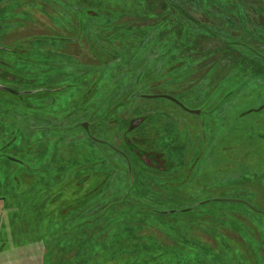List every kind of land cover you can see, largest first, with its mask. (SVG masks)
Here are the masks:
<instances>
[{
    "label": "rangeland",
    "instance_id": "374dc122",
    "mask_svg": "<svg viewBox=\"0 0 264 264\" xmlns=\"http://www.w3.org/2000/svg\"><path fill=\"white\" fill-rule=\"evenodd\" d=\"M166 2L167 19L182 23V49L155 21L156 1L0 0V48L11 50H0V87L29 90L23 80L34 78L41 87L23 100L42 106L0 92V146L9 143L0 180L15 146L39 144L45 159L55 151L65 162L59 181L47 165L0 186V264H264V0ZM48 34L70 40L30 39ZM26 41L29 49L17 48ZM47 46L54 52H37ZM160 94L200 113L142 96ZM84 121L127 161L110 142L90 141ZM35 123L65 129L19 131ZM214 198L262 213L199 204Z\"/></svg>",
    "mask_w": 264,
    "mask_h": 264
},
{
    "label": "flooded vegetation",
    "instance_id": "af4514ba",
    "mask_svg": "<svg viewBox=\"0 0 264 264\" xmlns=\"http://www.w3.org/2000/svg\"><path fill=\"white\" fill-rule=\"evenodd\" d=\"M63 2V4H65L66 6H69V7H71V5H73V4H71L70 2H68V1H62ZM73 7L75 8V9H77V10H79V8H78V6H74L73 5ZM72 8V7H71ZM73 9V8H72ZM35 20V19H34ZM70 20H71V22H72V24L74 25L73 26V29H79V27H80V25H81V20L82 19H80L77 15H71L70 16ZM36 21V20H35ZM69 28L71 29V26H69ZM79 32V31H78ZM31 38L30 39H32V38H37V39H39V40H44V41H47L48 43H53V42H55L56 41V43H57V45H59L60 44V42H63V41H65V40H70L69 38H67V37H64V36H58V35H55V34H48V35H34V36H30ZM74 37V36H73ZM75 38H76V36H75ZM0 45L1 46H7V45H5V44H3V42L2 43H0ZM31 47V44L28 42V41H26V42H24L23 43V47H17V48H19V49H21V50H23V51H26L27 49H29ZM63 47L64 46H60L58 49H57V53L55 54L56 56H62L63 54H64V49H63ZM0 50L1 51H5V52H11V50H8V49H6V50H4V49H1L0 48ZM54 48H51V47H48L47 46V48L46 49H37V52L38 53H40V52H49V51H51V52H54ZM66 52V51H65ZM69 54V53H68ZM39 56V55H38ZM37 56V57H38ZM13 58H15L14 59V61L15 60H18V58H16V56H14ZM19 61V60H18ZM6 62V61H5ZM45 64H47V58H43V59H40V64H39V66H43V65H45ZM18 69V68H17ZM30 71V70H29ZM28 77V76H27ZM33 81H34V78H26L25 80H23V82H25V84H26V86L28 87V88H23V89H29V90H16V89H22V88H19V87H15V90L17 91V92H19L18 94H14V93H11V92H9V91H7V90H4V87L2 86V87H0V92H5V94L3 95V97H7V98H9V99H11V100H13L15 103H23L26 107H32V108H37V107H42V106H36L35 104H32V103H30V102H25L23 99L26 97V95L27 94H33V89H35V88H40L41 86H38V85H36V84H34L33 83ZM20 82H21V80H20ZM17 83H19V82H17ZM44 85V84H43ZM44 87H46V88H53V90L56 88V87H59V86H55V87H50V86H46V85H44ZM41 91V90H40ZM26 92H27V94H26ZM37 92H39L38 90H35V92L34 93H37ZM50 92H53L52 90L50 91ZM127 98H129V97H127ZM42 103L43 104H49V105H52V101L51 102H48L47 100H42ZM176 104V103H175ZM177 106H179V107H181L180 105H178V104H176ZM35 121H39V118H37ZM86 121H84V122H79V126H81V127H83L86 131H85V134H86V132H87V137L90 139V141H92V142H97V143H99V142H101L102 144H104V145H107V146H109V144H108V142H110V141H108V140H103V139H100V138H98V136H92L91 134H90V131H88V123H87V127H85L83 124L85 123ZM83 123V124H82ZM38 125V126H37ZM64 128V127H62L61 125H55V126H52V127H47V126H45V125H43V124H34L33 126L32 125H26V127L24 126L22 129H24V130H26L25 132H23L21 129H19V131L22 133V135L23 136H25V134L24 133H30V131L32 132V130H35V129H47V130H53V129H57L58 130V133L61 131L60 129H58V128ZM68 128H70V127H68ZM11 129H15V128H12L11 126H9V129H8V132H9V134L10 133H13L12 131H11ZM65 129V128H64ZM15 130H17V129H15ZM3 131L1 130V128H0V134L2 133ZM18 135H20L19 133H18ZM18 135H13V136H18ZM61 135V133L60 134H58V136H60ZM13 136H11V140L13 139ZM47 136V135H46ZM98 140H101V141H98ZM111 144V148H112V150L113 151H115V153H117L121 158L123 157V159L125 160V162L127 161V156H128V153H126L125 151H122V150H120V149H118L117 147H116V144L115 143H113V142H110ZM9 143H5V144H3L2 146H0V149L1 148H4V147H6L7 145H8ZM33 145H36L37 146V148H35L34 149V153L35 152H37V151H41L42 152V155L40 156V157H37V158H35V157H33V155H34V153H31L32 152V146ZM51 146H54L56 149H57V145H55V144H52ZM16 148H17V150H13V153H12V155H10V154H4L3 155V157H6L9 161H12V162H16L15 164L14 163H8V162H6L5 160H4V164H2V168L5 170V173H6V170L8 169V174H7V176H8V181H1L0 180V186H2L1 187V192L3 191V189L4 188H8V187H10V185H8L9 184V178L10 177H12V179H13V182H12V184L11 185H13L14 183H16V181L18 180L17 179V176L19 175V174H23V173H26L27 175L26 176H28V177H32L33 179L36 177V176H38V175H40V173L45 169V167L48 165L51 169H55L56 171H57V174H59V178H58V180L57 181H59V179L61 178V176H62V171H63V169H64V167H65V162H64V160L59 156V154L57 155H55V151L53 152L54 154V156L55 157H53L52 159H45V158H47L48 157V152H47V149H48V147L46 148V149H41V146L39 145V144H33V143H30V144H26V148H27V153H22L21 152V148H20V145H19V147H17V146H15ZM29 150H31V152L29 151ZM28 152H30L31 154H28ZM137 152V151H136ZM14 155V156H13ZM24 155H26L27 156V159H31V160H39V159H42V163L41 162H39L36 166H33V165H30V161H28V162H24L21 158H19L18 156H20V157H22V156H24ZM55 158V159H54ZM45 159V160H44ZM44 160V161H43ZM49 161V162H48ZM20 164V165H22V167H20L19 166V168H20V172L19 173H13V170L15 169V167H17V165L16 164ZM70 163V162H69ZM11 164V165H10ZM74 163H70V165H73ZM36 168H38V169H36ZM56 181V182H57ZM4 197L0 194V200L1 199H3ZM153 210V209H152ZM260 213H262V212H260Z\"/></svg>",
    "mask_w": 264,
    "mask_h": 264
},
{
    "label": "trees",
    "instance_id": "16d2710c",
    "mask_svg": "<svg viewBox=\"0 0 264 264\" xmlns=\"http://www.w3.org/2000/svg\"><path fill=\"white\" fill-rule=\"evenodd\" d=\"M157 3H159V4H161L162 6H163V9H162V11H160L159 13H156L155 14V16L157 15V18H155V21H158V24L160 25V27H162L161 29H162V31H163V33H165V32H168V31H172V33L175 35V44L177 45V44H179L180 46H181V49L182 48H184V45L182 44V38H181V34H182V31L180 30V27H181V25H182V23L179 21V19L176 17V19L174 20V19H172L171 21H169L168 19H167V14L166 13H164L163 11H164V7H167L168 5H167V3H169V2H166L167 0H155ZM155 1L154 0H138V2H139V4H146V5H150L151 3H154V5H155ZM169 1V0H168ZM88 10L89 9H86V13L88 12ZM145 13H147V10L145 11ZM144 12H141V15L142 16H145L146 14H145ZM101 15V13H93L92 15ZM177 14H179V15H182V14H184L183 13V9L181 8V7H178V11H177ZM156 19H158V20H156ZM180 24V25H179ZM184 28L185 27H187V26H183ZM158 35H160V33H158L157 34V36ZM100 61V60H99ZM101 62V61H100ZM181 63V62H180ZM179 63V64H180ZM174 66V65H173ZM209 202H211V201H209ZM208 203V202H207ZM207 203H205V204H207ZM243 205V204H242ZM245 208H247V209H249L250 210V208L249 207H247L246 205H243ZM195 206H193L192 207V209L194 208ZM191 208L188 210V211H190V210H192ZM176 211V210H175ZM187 211V212H188ZM235 228V227H234ZM236 231H237V234L239 233V231H240V229H236Z\"/></svg>",
    "mask_w": 264,
    "mask_h": 264
},
{
    "label": "water",
    "instance_id": "95a60500",
    "mask_svg": "<svg viewBox=\"0 0 264 264\" xmlns=\"http://www.w3.org/2000/svg\"><path fill=\"white\" fill-rule=\"evenodd\" d=\"M4 90H7L11 93H14V94H18L19 92H17L16 90H13L11 88H8V87H4ZM143 97H146V98H152V97H157V96H161V97H164V98H167L171 101H173L174 103L180 105L185 111H188V112H191V113H194V114H199L200 113V110L198 109H189L187 108L186 106H184L178 99L172 97V96H169V95H163V94H160V95H142ZM83 124V123H82ZM85 127H87V123L85 122L83 124ZM98 141H101V140H98ZM209 201H231V202H239V203H242V204H245L247 207H249L251 210H254V211H258V212H262V211H259L257 210L255 207H253L251 204H249L248 202L246 201H242V200H238V199H220V198H214V199H211V200H204V201H201L199 202L200 205H203ZM190 208H185V209H182L181 211L182 212H187ZM168 212H173V211H168Z\"/></svg>",
    "mask_w": 264,
    "mask_h": 264
}]
</instances>
